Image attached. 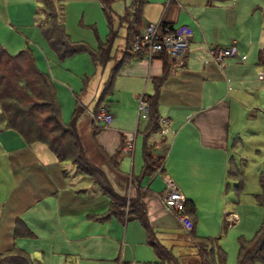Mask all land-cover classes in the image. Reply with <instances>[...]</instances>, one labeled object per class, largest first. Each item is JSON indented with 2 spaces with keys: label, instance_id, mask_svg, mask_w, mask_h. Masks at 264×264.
I'll return each instance as SVG.
<instances>
[{
  "label": "rangeland",
  "instance_id": "1",
  "mask_svg": "<svg viewBox=\"0 0 264 264\" xmlns=\"http://www.w3.org/2000/svg\"><path fill=\"white\" fill-rule=\"evenodd\" d=\"M129 2L130 0H114L112 3L113 10L118 15L123 14L119 21L114 20V27L119 29L118 23L125 27L124 43L118 47V36L123 33L120 28L113 43L114 51L108 56L107 47H104V60L97 61L96 64L86 50L59 58L42 33L41 23L45 18L42 0H0V45L12 54L20 49L28 48L31 51L35 65L46 72L53 82L61 121L66 125L72 119L76 103L79 108L80 104L87 103L90 109L96 102L99 103L103 86L115 69L112 86L104 91L100 103L108 105L114 115L113 120L117 117L114 122L121 129L131 132L138 129L133 159L124 158L122 162L126 173H129L131 166L133 173L138 174L145 120L138 118V100L133 98V105L131 96L127 93L126 83L121 77L127 67L123 65L122 68L120 61L139 53L131 47L134 35L140 32L144 23L158 22L160 18L155 8L163 3L167 6L168 0H148L145 4L146 11L142 13L141 25L134 23L135 14L132 11L125 10ZM216 3V6L201 4L193 10L192 15L198 23L194 41L201 44L197 51L199 58L193 67L200 69L202 59L206 57V52L209 54V49L232 43H235L239 53L246 56L243 63H235L236 59L233 57L223 59V67L219 70L224 76V83L233 84L235 89L236 78L243 75L240 94H235L239 96L238 103L231 111L232 116L235 115L239 135L233 134L230 137L226 165L216 171L213 185L207 176L211 169L208 159H198L197 166L201 167V171L195 186L197 191L201 188L208 190L209 196L194 199L195 213L192 215L195 217L193 226L196 234L215 237L212 245H206L204 251L212 247L215 256L219 248L223 249L225 264H236L239 239L243 238L245 243H249L263 218V208L254 194L260 191L258 175L259 170L264 168V81L258 82L255 78L257 69L253 65V58L257 57L259 49L264 51V0H217ZM53 6L47 11L53 12L54 8H61L64 28L70 40L93 50L106 38L107 21L98 0H53ZM111 54L115 55L110 57ZM0 58V69L8 70L13 62L12 72L18 73L26 69L27 83L31 88L29 98L36 99V87L32 86L30 80L31 64L24 58L8 60L1 51ZM106 58L108 60L105 62ZM233 64H237V67ZM260 68L264 71V65H260ZM128 75L131 73L128 72ZM8 78L13 80L15 77ZM220 79L219 76L214 77L216 82ZM255 80L260 84L256 85ZM138 86L141 92L144 82L141 81ZM131 88L132 85L130 90ZM177 88L179 87L174 77L163 82L160 88L158 111L164 122L168 120L165 118L173 121L182 109L185 110L173 103V99H182L180 94H173ZM162 118L158 121L160 125ZM137 119H140L138 124ZM94 123L102 126L101 123ZM171 130L169 128L167 133L171 134ZM124 131L122 132L125 133ZM55 134L57 136L59 131ZM18 135L7 127L0 134V250H4L12 242L15 246L22 247L28 257L41 264H193V261L199 264L198 261L207 258V253L202 259L198 257V244L201 243L193 237H187L190 236L188 234L184 236L183 245H172L170 242L163 246L162 254L167 258L159 259L153 246L147 242L146 231L137 219L119 220L108 214L107 209H103V205L108 204L111 198L93 176L84 174V179L72 182L60 173L62 168L68 167V159L52 161L47 167L49 176L59 172L58 190H52L48 194L43 191L34 203L31 204V198L24 201L21 211L11 210L10 207L18 205L17 199L10 201L8 193L3 190V184L8 173L14 172L13 167L8 164L11 160L8 149L18 145ZM67 138L71 139L69 136L65 140ZM16 156L17 153L13 159ZM14 162L17 163V160L14 159ZM154 162L158 165L161 161L156 159ZM15 163L11 164L18 167ZM158 173L141 178L142 184L148 185L149 190L164 191L166 184ZM45 177L48 176L42 173L39 178L41 189L48 188ZM11 184L12 179L6 187L8 192ZM184 211L193 221L187 206ZM24 222L32 235L23 231L21 225ZM180 227L181 231H175V235L170 236L192 230ZM161 241L160 243L165 244V240ZM214 264L219 263L214 261ZM254 264L263 263L256 260Z\"/></svg>",
  "mask_w": 264,
  "mask_h": 264
},
{
  "label": "crops",
  "instance_id": "2",
  "mask_svg": "<svg viewBox=\"0 0 264 264\" xmlns=\"http://www.w3.org/2000/svg\"><path fill=\"white\" fill-rule=\"evenodd\" d=\"M216 1L213 0L211 3V0H206L205 3L204 0H168L167 6L164 3L163 5L156 6L155 9L158 14L157 16H159L162 21L168 22L173 26L186 24L192 28L193 33L188 49L181 57L171 58L165 53H155L148 57L147 53L139 52L138 54L129 56L127 59L120 61L122 68L123 65L127 67L126 71L121 77L126 83V90L131 96L133 105V98L138 100V96L140 95L148 97V94L150 95L152 91L155 92L157 88L159 104V95L161 94L160 88L162 83L174 77L179 88H177L173 94L175 96L180 94L182 99H173V103L180 108H185V110L182 109L180 111V114L176 116L173 121L169 120V118H165V120H168L164 122V119L160 116L161 114H159L157 107L159 120L160 118L163 119L162 125L159 124V128L156 131L149 133L147 137H144V135L145 131L147 130L149 120L148 117L143 119L145 121L140 150L141 165L138 174L133 173L131 166L129 173H126L123 169L124 165L122 164L124 158L133 159L136 144V130L138 129L132 131L135 133L132 151L125 152L122 150L123 145L125 144V133L122 132L124 131L123 129L116 125L117 122H114L115 120L117 121V117L106 126H98L94 123V121H92L91 116L88 113L90 108L87 107L88 104L86 103V105L80 104V109H82V112L77 116L74 123V141L78 140L81 143L83 153L94 165L104 172L116 193L125 194V196L129 197L136 195L137 188L141 192L140 199L144 204L147 223L150 226L155 243L161 246V250H164L163 246H167L170 242L172 245L175 243H180L183 245L184 236H187L188 234L190 236L187 237H193L196 240H199V237H205L208 235L196 234L193 226L191 228L192 230L187 231V233H180L181 235L173 237L170 236L171 234L175 235V231H181L180 225L182 227L184 226L176 217L175 213H172L164 206L163 197L166 189H164L162 192H158L155 190H149L148 185L142 184L141 178L147 176L142 174V150L144 141L158 150L161 148V146L166 147L163 152L164 157H162L163 169L159 170V168H161L160 166L157 172H159L158 174L163 177V180L165 181L164 184H166V186L167 177L170 179L172 184L182 192L186 202L188 203L187 211L192 215L195 213L194 199L198 198V196H209L208 190L201 188L199 191H197L195 186L201 171V167L197 166L198 159H208L211 169L208 170L207 176L213 185V183H215L216 171L221 169L224 164L226 165L230 137L233 134L239 135V131L235 126V115L232 116L231 111L233 110V107H236V103H238L239 96H236L235 94H240L243 75L242 77L238 76L236 78V89L233 87V84L230 85L229 83H224V76L219 72L223 65H220L219 61L215 58L219 50L218 48L220 47H214L211 50L209 49V54L206 52V57L202 59L200 69L193 67L195 61L199 58L197 51H199L198 48L201 46L200 43L194 41L198 23L192 15L193 10L201 4H205L207 6H216ZM147 2L148 0L144 2L141 9L143 14L146 11L145 4H147ZM130 3L131 0L129 5ZM128 7L129 6L126 5L125 10ZM111 9L113 10L112 4ZM54 10L57 13L58 20L63 24V26H65L61 8H58L57 10L54 8ZM184 10H187L186 13H184ZM104 12L105 11L103 10V13ZM113 16L114 24V20L118 19L119 21V17L123 16V14L118 15L113 10ZM118 26L119 29L122 28L123 33L121 36H118L119 29L116 28L115 37L112 39L110 46L107 48L108 56L114 51L113 43L117 36L119 37L118 47L124 43L125 27L119 23ZM105 39L103 41H105ZM234 46L236 48L235 53H233V55H223L221 58L222 62L223 59L228 57L235 58V63H243L245 61L246 56L239 53L236 45ZM89 51L91 52L92 49H89ZM114 55L115 54H111L110 57ZM90 57L93 63L96 64L97 61H94L91 55ZM253 59V65L257 69L255 78L258 82H263L264 71L261 70L260 65H264V63L259 62L258 54L257 57ZM204 63H207L206 66H204ZM233 66L237 67V64H233ZM245 69L248 70V68ZM128 72L131 73V75H128ZM216 76L221 78L219 82L214 81V77ZM256 80L255 84L259 85L260 83H257ZM141 81L144 82V89H142L140 92V86L138 85ZM131 85L132 88L130 90ZM71 92L75 93L73 90ZM139 120L140 119H137V124L139 123ZM231 123H233V126H231ZM2 124L5 125V123ZM2 124H0V134L3 132L5 127H7L3 126ZM7 128L16 131L19 135L17 136V147H9L10 149H8L11 156V160H9L8 164L13 167L14 172L8 173L3 184V190L8 193L10 201L13 202V200L16 201L17 199L18 205L16 207H10V209L21 211L24 208V201H27L31 198L32 204L39 197H41L43 191L45 194H48L52 192V190H58L57 188L59 187L60 181V177L58 176L59 172L57 175L55 174L53 176H49L47 167H49L52 161L57 162L62 160H60L57 154L50 150L46 143L39 141H32L33 143L28 142L18 130L12 127ZM169 128H172L171 134L167 133ZM169 137H171L170 141ZM14 148L16 149L14 150ZM158 152L156 155L159 154ZM16 153L17 156L14 159L17 160V163H15L13 159ZM68 160V167L62 168L60 173L65 175V178L71 180L72 182L84 179L86 177L84 176L85 173L76 167V165L73 163V160ZM228 161L229 157L227 159V164ZM11 163H15L18 165V167H15ZM42 173H45L48 176L45 177L48 188H42L43 190L39 187V178ZM127 175L128 177L136 176L139 180L138 183H126L127 186L125 188L124 186ZM11 179L12 184L8 192L6 187L9 180ZM63 181H65L64 178ZM110 204L111 199L108 200V204L106 203L103 205V209H107L108 214H111L110 211H108L110 209ZM27 206H29V204ZM192 217L194 219V223L195 217L193 215ZM116 218L119 219L118 217ZM130 219L137 218L135 217ZM130 219H124V221ZM137 220L145 229L147 242L150 243L148 240L147 229L139 219ZM21 226L25 233L29 232L27 234L32 235V232L28 230L25 222ZM14 233H16V228L14 229ZM161 240H165L163 243L166 245L160 243ZM150 244L153 246L155 254L157 255L158 253L154 244ZM187 245L190 246L189 244ZM13 247L22 248L15 246L14 243L11 242L9 245L4 247V250L0 251H10ZM187 256L190 257V255ZM166 258L167 257L163 256V254H161V257H159L161 260ZM33 260L40 262L36 259ZM137 263L138 262L134 264ZM121 264L133 263L121 262ZM193 264H197V261H193Z\"/></svg>",
  "mask_w": 264,
  "mask_h": 264
},
{
  "label": "trees",
  "instance_id": "3",
  "mask_svg": "<svg viewBox=\"0 0 264 264\" xmlns=\"http://www.w3.org/2000/svg\"><path fill=\"white\" fill-rule=\"evenodd\" d=\"M101 7L105 11V17L108 26V33L105 41H100L95 50L89 51L84 44L70 40L69 35L66 33L63 24L58 20L57 13L47 11L50 6H53L52 0H42L43 12L45 18L43 19L42 33L51 48L58 54L59 58L72 54L77 51L86 50L90 52L94 61L104 60V47H109L112 39L115 37V30L113 24V10L111 4L114 0H98ZM146 0H131L129 7L126 11L130 10L135 14L134 23L137 25L142 24V6ZM54 7V6H53ZM145 24V23H144ZM106 48V51H107ZM0 51L5 54L9 59L15 60L17 58H24V60L31 64V78L32 86L36 87V99L29 98L31 88L28 86V76L25 74L26 69L22 72H12L13 63L6 68L0 69V122L5 123V126L12 127L18 130L28 142L39 141L46 143L50 150H52L60 160L71 159L76 167L87 175L94 177L102 189L106 191L110 198V213L120 220L137 218L139 219L148 232V240L154 244L157 255L161 257V246L155 243L147 218L145 214L144 204L140 199L141 192L137 188L135 196H125V194H118L114 190L109 179L105 176L96 165H94L87 156L83 153L81 143L74 141V123L77 116L82 112L76 103L73 109L72 119L69 124H64L60 117V107L56 101L55 93L53 90V82L50 76L40 70L34 61L31 51L27 49H20L16 53H9L5 47L0 45ZM96 54L94 55V53ZM108 58L105 59L107 61ZM258 60L264 63V51L261 49L258 52ZM0 64L2 60L0 58ZM27 64V65H28ZM109 75L107 83L103 86L101 95L99 96V103L102 99L104 91L111 88L114 73ZM8 77H15L13 80ZM158 88L153 94L144 96L148 104V120L149 124L145 131L144 137L149 133L156 131L159 127V115L157 113L158 107ZM97 104V105H98ZM52 112V114H51ZM59 131L56 136L55 132ZM71 137V139L66 137ZM122 148V147H121ZM166 147L155 149L146 141L143 143V175H153L158 171V168L163 169L162 157H164V150ZM162 149V150H161ZM159 151V152H158ZM159 153L156 155V153ZM159 159L161 162L155 164L154 160ZM260 191L255 195L256 201L263 208L262 222L250 239L249 243H245L243 238L239 239V245L236 255V264H254L256 260H260L264 264V168L259 170L258 175ZM136 176L126 177L125 188L129 183H138ZM127 183V184H126ZM186 206L188 203H185ZM125 207V208H124ZM126 210V212H125ZM215 237L205 236L199 237L200 243L198 244V256L200 259L205 256V260L198 261L199 264H214L217 261L219 264H225V251L220 249L216 255H213V248L205 250L206 245H212ZM0 264H41L30 257H28L22 248L13 247L10 251H0Z\"/></svg>",
  "mask_w": 264,
  "mask_h": 264
},
{
  "label": "built area",
  "instance_id": "4",
  "mask_svg": "<svg viewBox=\"0 0 264 264\" xmlns=\"http://www.w3.org/2000/svg\"><path fill=\"white\" fill-rule=\"evenodd\" d=\"M192 28L189 25L173 26L161 19L158 22H146L138 34H135L131 47L134 51L147 53L148 57L155 53H165L171 58H179L184 55L188 49L190 39L192 37ZM235 44L218 48V53L215 58L222 64L221 58L223 55H233L235 53ZM92 120L102 125H108L113 120V114L108 109L107 105L95 103L94 108L88 110ZM137 114L139 118L148 116V104L143 95L138 96ZM133 132H125L122 150L131 152L134 144ZM123 151V152H124ZM166 191L163 197L164 206L175 213L182 225L191 229L193 221L185 213L186 200L182 192L172 184L167 178ZM137 264H147L146 262H138Z\"/></svg>",
  "mask_w": 264,
  "mask_h": 264
}]
</instances>
